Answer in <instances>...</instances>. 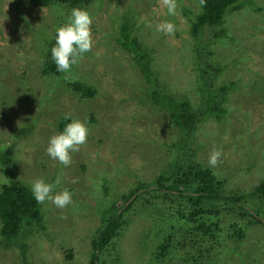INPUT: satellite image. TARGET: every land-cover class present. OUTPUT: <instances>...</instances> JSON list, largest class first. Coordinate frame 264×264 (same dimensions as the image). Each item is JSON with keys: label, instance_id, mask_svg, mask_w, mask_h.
<instances>
[{"label": "rangeland", "instance_id": "obj_1", "mask_svg": "<svg viewBox=\"0 0 264 264\" xmlns=\"http://www.w3.org/2000/svg\"><path fill=\"white\" fill-rule=\"evenodd\" d=\"M251 3L226 13L225 35L206 32L194 37L189 21L198 10L194 0H177L176 15L171 17L161 0H92L77 6L93 18L91 50L70 73L43 76L45 43L71 9L57 4L39 8L31 0H0V153L5 146L12 148L14 171L25 184L30 186L37 178L51 182L59 176L56 191L67 188L73 194L72 203L63 209L51 201L41 203L45 229L24 239L28 264H88L91 239L107 205L136 182L149 183L167 171L175 156L191 157L210 168L230 193H248L260 182L264 177V0ZM182 6L189 13L184 14ZM166 20L175 25L170 35L155 30ZM125 25L151 58L148 80L117 42ZM212 63L221 68L219 73L209 68ZM199 66L212 82L211 89L229 81L236 86L216 100L225 110L222 117L209 112L201 116L181 147L180 133L166 108L155 104L150 93L154 89L166 97H186L199 106ZM73 81L90 85L95 94L81 98L68 88ZM66 114L84 121L89 134L79 151L71 154V163L63 166L50 159L45 148L48 138L58 132V119ZM25 126L30 127L28 133L23 132ZM214 149L221 156L213 167L208 157ZM2 173L0 182L8 181ZM226 211L218 220L212 217L221 224L222 233L204 261L264 264V225H246L243 238L234 243L228 238L233 213L229 216ZM129 218L113 240L114 249L106 257L110 264H146L152 240L147 232L149 218L134 215L133 209ZM18 249L0 246V264H17ZM182 257H175L173 263L168 257L158 264H187Z\"/></svg>", "mask_w": 264, "mask_h": 264}, {"label": "trees", "instance_id": "obj_2", "mask_svg": "<svg viewBox=\"0 0 264 264\" xmlns=\"http://www.w3.org/2000/svg\"><path fill=\"white\" fill-rule=\"evenodd\" d=\"M31 1L39 8L57 4L72 9L87 5L92 0ZM194 2L198 10L189 18L190 34L194 37L206 32H213L216 37L225 35L226 30L222 25L226 13L245 7L246 4L252 5V0H203V2L194 0ZM180 10L184 14L190 11L185 6ZM54 35L55 31L44 46L40 63V72L43 76L59 73L50 60ZM117 40L120 47L132 55L144 78L148 80L151 73L149 69L151 58L137 36L131 35L125 25L124 29L122 28V37L118 36ZM196 46L197 44L194 45L195 50ZM212 66L216 73L221 71V68L213 63L209 68ZM199 69L200 77L197 83L199 106H193L186 97L181 99L166 97L149 88L151 100L166 108L171 123L179 131L181 147L183 138L193 130L201 116L209 112L218 119L222 117L225 110L220 106L218 102L220 100H216L236 86V82L229 81L211 89L212 82L206 77L207 73L203 67L199 66ZM215 71L212 70L210 73ZM68 88L85 99L95 94V89L81 81L69 83ZM64 117L65 115L61 116L57 121L58 131H61L67 122ZM22 129L24 133H28L30 127L25 126ZM3 148L0 153V172H3L8 181L0 182V246L19 248L16 254L19 257L17 264H28L25 257L28 245L24 239L31 235L32 231L45 229L43 211L41 203H36L32 197L30 186L16 176L12 148L8 146ZM175 158L176 156L167 171L158 173L149 183L136 182L107 205L103 211L105 218L91 239L88 264H110L106 257L114 249L113 240L128 225L131 209L134 210V215L143 213L150 221L147 232L150 233L152 240L146 264H158L168 257L173 263L175 257L179 255L183 256L182 259L187 264H211L210 260L206 262L204 259L209 256L215 240L220 238L218 235L222 233L221 224L214 219H220L225 213L223 211L227 209H229L226 211L227 214L233 213L231 219L233 231L228 234V238L234 243L241 241L246 225L252 223L264 225V177L248 193H230L225 191L224 181L210 168L202 166L191 157ZM227 204L230 205L229 208L226 207ZM247 206L253 207L255 211H250ZM144 236L147 237V234ZM67 258L72 259L71 255Z\"/></svg>", "mask_w": 264, "mask_h": 264}, {"label": "clouds", "instance_id": "obj_3", "mask_svg": "<svg viewBox=\"0 0 264 264\" xmlns=\"http://www.w3.org/2000/svg\"><path fill=\"white\" fill-rule=\"evenodd\" d=\"M161 4L169 17L176 15L177 0H161ZM60 14L64 15L62 11ZM92 20V15L87 9L73 7L64 22L56 28L54 43L50 48V60L57 72L70 73L72 67L91 50L94 43L90 28ZM155 30L170 35L174 33L175 25L170 20H166L156 24ZM64 119L67 122L62 130L48 138L45 152L50 159L67 166L71 163V154L79 151L80 146L85 144L89 128L84 121L70 118L67 114ZM220 156L221 151L214 149L208 157V164L214 167ZM60 183L59 176L51 182L37 178L30 185L31 195L38 204L51 201L56 207L63 209L72 203L73 194L67 188L56 191ZM102 222L103 218L101 224Z\"/></svg>", "mask_w": 264, "mask_h": 264}, {"label": "water", "instance_id": "obj_4", "mask_svg": "<svg viewBox=\"0 0 264 264\" xmlns=\"http://www.w3.org/2000/svg\"><path fill=\"white\" fill-rule=\"evenodd\" d=\"M139 191H141V190H139ZM139 191H138V192H139ZM132 197H133V196H132ZM130 200H131V199H130Z\"/></svg>", "mask_w": 264, "mask_h": 264}]
</instances>
